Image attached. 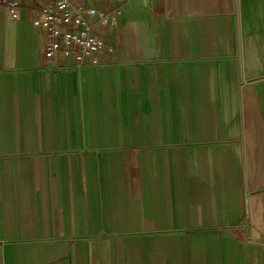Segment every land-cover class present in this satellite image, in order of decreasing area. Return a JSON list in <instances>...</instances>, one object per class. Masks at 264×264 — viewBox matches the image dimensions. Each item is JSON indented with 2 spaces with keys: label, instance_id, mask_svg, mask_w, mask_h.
Segmentation results:
<instances>
[{
  "label": "crops",
  "instance_id": "1",
  "mask_svg": "<svg viewBox=\"0 0 264 264\" xmlns=\"http://www.w3.org/2000/svg\"><path fill=\"white\" fill-rule=\"evenodd\" d=\"M38 7L0 14V264H264V0H128L80 68Z\"/></svg>",
  "mask_w": 264,
  "mask_h": 264
},
{
  "label": "built area",
  "instance_id": "2",
  "mask_svg": "<svg viewBox=\"0 0 264 264\" xmlns=\"http://www.w3.org/2000/svg\"><path fill=\"white\" fill-rule=\"evenodd\" d=\"M128 0H0V14L18 19L26 5L38 9L32 19L43 33V53L51 67L56 57L69 59L77 68L99 66V55L112 51L97 33L100 27L115 26Z\"/></svg>",
  "mask_w": 264,
  "mask_h": 264
}]
</instances>
